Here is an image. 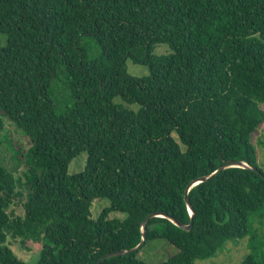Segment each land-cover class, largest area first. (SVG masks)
Listing matches in <instances>:
<instances>
[{
    "label": "trees",
    "instance_id": "16d2710c",
    "mask_svg": "<svg viewBox=\"0 0 264 264\" xmlns=\"http://www.w3.org/2000/svg\"><path fill=\"white\" fill-rule=\"evenodd\" d=\"M158 44L168 52L154 53ZM127 59L147 74H129ZM60 89L65 107L54 102ZM6 121L29 146H10L25 165L18 177L0 155V264H94L135 246L152 212L192 217L188 231L147 220L144 244L177 250L158 264L213 257L264 208L252 141L264 130V0H0V145ZM82 152L84 169L69 174ZM236 160L248 167L189 189L191 214L187 184ZM97 199L108 205L93 218ZM8 237L40 244L37 261L19 258ZM140 248L98 264H150ZM241 264H264V250Z\"/></svg>",
    "mask_w": 264,
    "mask_h": 264
},
{
    "label": "rangeland",
    "instance_id": "374dc122",
    "mask_svg": "<svg viewBox=\"0 0 264 264\" xmlns=\"http://www.w3.org/2000/svg\"><path fill=\"white\" fill-rule=\"evenodd\" d=\"M91 47V45H89ZM93 46H95L93 44ZM168 52V46L166 44H158L154 48V53L162 54ZM92 54L93 51H90ZM92 58V56L90 57ZM126 69L129 74L134 76H143L147 74V68L143 64L133 63L130 59L126 61ZM64 91L60 89V95L54 96V102L62 104L65 107L68 103L64 101ZM115 102L122 103L125 106L136 110L138 105L135 103L127 104L119 97L114 99ZM6 135L9 138V143L3 141L0 145V155L3 157V162L14 169V174L18 177L21 176L25 165L23 162L16 163V159L13 158L14 146L21 149H26L29 146V141L26 136L16 131L14 127L5 122ZM263 128H259L252 136V141L257 153L258 167L264 170V132ZM2 132L0 135L2 136ZM10 146H13L10 148ZM87 154L85 152L80 153L73 158L68 164V173L73 174L80 172L84 169L86 164ZM24 179V178H23ZM22 196H17L10 204V210L16 215H23V202L25 200L26 190L22 188ZM108 205L107 199L94 200L91 205V217L95 218L100 213L101 209ZM124 216L121 212H111L109 217ZM248 233L235 242L229 241L226 243L225 248L218 252L215 256L206 259H196L193 264H241L245 255L257 251L258 253L264 250V208L251 212L248 217ZM8 247L22 260L28 263H35L38 259L37 251L40 249V244L33 243L32 241L26 242L23 246H20L18 239L12 237L7 238ZM26 247V248H24ZM256 248V249H255ZM176 248L170 245L168 242L162 239H153L145 243L139 250L137 257L150 264H158L166 261L170 256L176 253Z\"/></svg>",
    "mask_w": 264,
    "mask_h": 264
},
{
    "label": "water",
    "instance_id": "95a60500",
    "mask_svg": "<svg viewBox=\"0 0 264 264\" xmlns=\"http://www.w3.org/2000/svg\"><path fill=\"white\" fill-rule=\"evenodd\" d=\"M230 166H241V167H248V165L242 161H239V160H236V161H232V162H229V163H224L223 165L219 166L213 173L209 174V175H203V176H199L193 180H191L187 186L185 187V192H184V201L187 205V208L188 210L191 212V214H193V208L189 202V199H188V196H187V193L189 191V189L196 185L197 183L199 182H202V181H205L206 179H208L209 177L213 176L214 174L218 173L219 171H221L222 169L226 168V167H230ZM253 169H256L255 167H252ZM259 174L263 177L264 179V174L259 172ZM154 216H162V217H166L168 218L169 220H171L174 224H176L177 226H179L180 228L188 231L192 228V217L189 221V223L187 224H184V223H181L179 220H177L176 218L166 214V213H163V212H152L150 214H148L143 222H142V234H141V239L140 241L133 247L131 248H128V249H124V250H117V251H112V252H109V253H105L104 255H102L97 262H95L94 264H98L101 260L105 259V258H108V257H111V256H116V255H120V254H125V253H129V252H134V251H137L145 242L146 240V222L148 219H150L151 217H154Z\"/></svg>",
    "mask_w": 264,
    "mask_h": 264
}]
</instances>
